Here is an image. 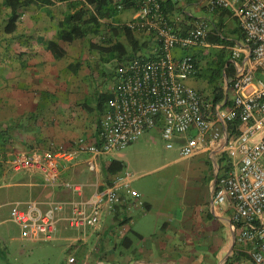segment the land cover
I'll return each instance as SVG.
<instances>
[{
	"label": "crops",
	"instance_id": "0c3cea01",
	"mask_svg": "<svg viewBox=\"0 0 264 264\" xmlns=\"http://www.w3.org/2000/svg\"><path fill=\"white\" fill-rule=\"evenodd\" d=\"M74 1L78 0H51V5L35 4L24 9L18 30L8 35L12 36L14 41L0 45L3 50L5 49L3 46L8 44V47H12L15 51L16 57L24 58L28 65L10 66L13 70L9 69L8 77L15 79L12 81V87L8 86L9 90L5 86L0 87L2 95L8 97H3L2 102L6 103L7 99H12L14 104L11 109L8 106L6 109L4 105L1 106L4 107L1 108L4 111L0 110V126L3 129L7 126L6 122L14 118L27 121L28 115L35 113V116H31L29 124L22 125L24 131H20V137L8 127L9 136L12 137L8 154L14 155L17 151L26 153V156L37 151L45 153L51 142L70 147L78 142L95 144L100 141L98 100L101 96L112 93L114 95L113 88L117 83L106 92L99 91L96 87L93 103L89 105L87 96L79 94L80 89H77V76L74 71L73 75L71 72L68 81L59 79L60 72L54 74L56 70L66 68L58 69V66L62 65L61 61L48 49L50 41H57L60 22L67 14V6ZM114 1L119 3L118 11L111 16V19L99 17L100 23L126 25L135 19L138 9L134 2L131 3V7L123 9V0ZM161 2L163 13L176 33L186 35L198 25L207 24L209 32L218 31L226 38L225 40L232 43V45L228 42L224 43L225 45H216L205 40L204 45L200 44L189 49L177 48L174 51L176 59L192 55L198 62L197 72L186 80L189 87L205 98L211 100V97H214V102L216 96L220 97L221 101L215 103H225L227 97L230 101V93L234 97L231 80L236 77L238 66L244 63L243 60L232 58V49L244 45L239 19L232 9L211 11L202 0H161ZM91 9L94 10L90 7ZM20 29L22 31H19ZM104 34L103 37H89L97 43L98 41L95 40L104 38ZM136 38L144 47L139 56L147 59H155L159 56L160 42L156 37L148 33H136ZM60 45L70 46H65L61 42ZM211 48L219 49L220 52L212 55ZM199 49H202L203 58L200 57ZM66 50L68 55L67 47ZM186 51L193 53L189 54ZM0 54L2 55L1 52ZM210 57L211 61H209ZM222 60L227 62L226 65L222 67L221 72L216 71L214 75L223 81L222 85L218 83L212 95L207 94L208 91L203 93L198 88H194L195 78H191L201 77L202 62L206 61V64L220 62L217 66L220 70ZM73 61L70 60L67 64L70 71ZM46 64L50 66L49 70L42 68ZM83 67L81 66L80 70ZM38 68L42 72L39 73ZM45 71L49 72L46 74ZM33 73L38 75L35 76ZM22 84L28 88L26 90L16 88ZM43 94L53 97L51 103L56 105L49 116L46 115V111L37 109ZM48 100L50 101V98ZM152 131L144 134L141 140H145L143 141L145 144L152 143L156 146L157 140L155 135L151 134ZM161 131L160 128L156 134L164 142L168 141L162 138ZM180 135L182 140L177 148L179 152L177 158H174L170 152L174 148L166 144L161 158L145 161L143 166L132 173V189L138 196L124 194L121 203L105 207L98 227H88L85 231L74 230L68 226L65 220L70 214L68 208L62 214L56 240L49 243L60 242L59 246L68 249V255L73 257L75 264H254L250 254L252 246L240 243L238 240L239 228L233 222V208L228 203L215 204L212 200L217 177L226 173L231 160L225 153H221L220 149L212 150L209 147V135L202 137V147L199 151L185 157L182 154L183 148L188 145L190 139L198 138V132L192 128L186 134ZM16 147L20 149L16 151ZM101 156L98 157L97 170L92 171L86 159L88 156L83 154L75 164L63 169L60 179L52 183L40 175L22 176V173L12 174L5 169L4 183L0 187L9 189L22 185L29 187L31 191L32 188H41L37 196L28 192H18L17 196L24 198L12 202L30 200L66 202L75 196L65 184L75 183L83 185V195L87 199L95 189H104L111 181V177L105 173L108 164L100 165ZM203 168L212 174L208 180L210 194L204 202L201 201L200 191L195 187ZM158 172L166 174L160 176L155 185L151 181ZM168 174H172V177L166 176ZM146 178L148 180L145 186L143 182L140 183L141 185L138 184L140 188L134 186L138 181L136 179L143 181ZM9 191L5 194V199L9 198ZM45 192L49 193L47 196H51L52 199L42 200ZM191 193L195 198L193 202L189 197L192 196ZM2 199L0 194V201ZM12 202L7 204L0 202V209L6 205L10 206ZM104 219L108 222L103 223ZM8 221L9 218L1 221L0 224ZM127 251L130 252L128 256ZM66 263L65 261L64 264Z\"/></svg>",
	"mask_w": 264,
	"mask_h": 264
},
{
	"label": "built area",
	"instance_id": "2783aa9c",
	"mask_svg": "<svg viewBox=\"0 0 264 264\" xmlns=\"http://www.w3.org/2000/svg\"><path fill=\"white\" fill-rule=\"evenodd\" d=\"M137 2L136 17L128 27L137 33L154 32L161 55L156 59H133L118 70L114 98L99 120L101 146L78 142L66 147L51 142L38 157L15 153L10 170L40 175L52 183L83 154L88 156L93 171L97 170L100 155L125 149L158 127L164 140L195 128L198 138L189 140L183 156L199 151L202 137L207 135L209 147L228 156L231 163L226 173L217 177L212 200L215 204H230L233 222L239 228V242L252 246L254 264H264V0H202L211 11L232 9L244 32V45L232 49V58L244 61L231 80L234 97L220 104L186 84L197 71L193 57L174 56L177 48L204 44L209 26L198 25L180 35L163 14L161 0ZM237 121L238 131L230 135L228 127ZM132 181L133 174L125 171L106 188L95 189L87 199L82 184L66 183L75 196L72 200L15 201L10 204L9 220L37 233L39 241L49 243L56 240L59 222L68 208L70 214L65 220L70 228L85 231L98 227L106 206L121 203L124 194L138 196ZM67 264H75V260Z\"/></svg>",
	"mask_w": 264,
	"mask_h": 264
},
{
	"label": "rangeland",
	"instance_id": "374dc122",
	"mask_svg": "<svg viewBox=\"0 0 264 264\" xmlns=\"http://www.w3.org/2000/svg\"><path fill=\"white\" fill-rule=\"evenodd\" d=\"M4 3V0H0V4ZM2 9V10H1ZM6 12L5 7L1 8L0 5V14L3 16ZM5 17V15H4ZM121 20V19H119ZM0 18V28L7 24V22H4ZM19 31H22L20 29ZM3 38L6 43H9L12 36H0V40ZM93 38L88 37L84 42L85 46H83V42H75L74 44L67 46L69 54L66 58L60 60L61 64H65V66H58V69L60 67H65L66 69H60V71H55L54 74L57 75L58 72H60L58 75L60 76V80L68 81L69 76H71L73 73V69L70 71L67 64L71 60L73 62H78L81 64V66H84L83 69L81 68L80 73L77 76V89H80L79 94L82 96H87V102L89 105H92L93 103V94L95 92V88L99 89V91H110L113 86L116 85L118 82V76H117V65L118 63L116 60L110 61L109 63H106L105 66H98V59L100 57L99 53L95 50L89 49V43ZM95 41H99V39H96ZM4 43H2L3 45ZM10 44V43H9ZM2 47V46H1ZM0 47V87H6L8 90V86L12 87V81L15 79H11L8 77L9 69L13 70L12 67L16 64L17 66H28L26 64V61H24V58H17L15 55V51H13L12 47H8V44L3 46L5 49L2 50ZM202 49H199L198 52L200 53V57L203 58L204 55L201 54ZM212 55L217 54L220 52L219 49L211 48L210 49ZM189 54L193 53L192 51H186ZM81 57V58H80ZM226 58H228V54H226ZM27 60V58H25ZM212 58H209V61H211ZM217 63H209L206 64L205 62H202V69L201 70V77H192L191 79L194 80V88H198L200 91L207 92L210 95H212L213 91L217 87V84L223 83V81L220 79H217L214 75L216 70L218 69ZM42 68H45L46 70L50 69V66L46 64ZM75 68V66H74ZM95 70V71H94ZM39 73L42 72L39 70ZM35 72V71H34ZM49 71H45L47 74ZM102 73H107L102 74ZM35 76L38 75V73H33ZM261 76V74H259ZM196 82V83H195ZM101 85V86H99ZM99 86V87H98ZM20 90H26L28 86L25 84L18 85L16 87ZM3 97L8 98L6 96L2 95V92L0 91V110L2 105L5 106V109L13 108L14 104L12 103V99H7V104L3 101ZM50 98V101L48 100ZM214 97H211L213 99ZM233 98L232 93H230V99ZM40 104L37 105V109H42L46 111V115L49 116L52 111L55 109L56 105H54L52 102L53 97H48V95L43 94L41 96ZM2 112L4 111L1 110ZM31 117L27 121H24V119L17 120V118H14L12 121H7L6 127H11V130L15 131V135L21 136L20 128L21 124L24 125V123H30ZM5 128V127H3ZM161 127H158L154 129L151 134L155 135L157 144L154 146L152 143L145 144V140L138 141L125 149H122L120 151H111L107 154H104L101 156L99 162L100 165L105 166L106 164H109L113 160H120L123 161L126 164V168L128 172L134 173L137 171V168H140L143 166V163L149 159H158L162 157V153L164 148H166V144H168L170 147H173L174 149H171L170 152L173 154L172 156L174 158L178 157V150L179 147L181 135L174 136L171 140L163 141L156 133L158 130H160ZM10 131V130H9ZM11 132V131H10ZM12 133V132H11ZM18 147V146H17ZM16 147V151L17 148ZM155 149V150H153ZM14 152V151H13ZM18 152V151H17ZM31 156L38 157L43 155V151H37L32 154ZM87 168V167H86ZM89 172V171H88ZM92 173V172H91ZM166 173L158 172L154 174L155 177H153V180L151 181L156 185V180L160 176H164ZM18 176V175H17ZM24 176V174H22ZM168 177H172V174L166 175ZM16 177V176H15ZM167 177V178H168ZM212 177V174L209 173V171L206 168H203L200 172V180L198 181V184L195 185L196 189L199 190V195L201 198V201L204 202L206 198L209 196V188H208V180ZM138 180L137 183L134 184V186H138L141 182H143V186H145L148 178L141 181V179ZM169 180V178H168ZM26 181V180H25ZM6 183V182H5ZM141 185V184H140ZM140 185L138 188H140ZM1 188V187H0ZM23 190V188H19ZM10 190L8 188H2L0 189V194L3 197V199L0 201L4 204H7L9 202L14 201V198H6L5 194L7 191ZM3 192V195H2ZM22 192H25L24 190ZM194 192V191H193ZM49 193L45 192V196L42 200L45 199H52L51 196H47ZM191 201H195V198H193V193H191ZM40 200V199H35ZM185 200V199H184ZM186 201V200H185ZM187 202V201H186ZM10 212V206L6 205L3 206L0 209V222L3 220H7ZM9 216V217H8ZM108 221H103V223H107ZM60 242H53V243H42L39 241V235L35 233L32 230L29 229H22L15 224L11 223L10 221L5 222L4 224H0V264H64L65 261L69 263L73 257H69L68 255V249L66 247H60ZM130 255V252L127 251V256ZM66 263V264H67Z\"/></svg>",
	"mask_w": 264,
	"mask_h": 264
},
{
	"label": "trees",
	"instance_id": "16d2710c",
	"mask_svg": "<svg viewBox=\"0 0 264 264\" xmlns=\"http://www.w3.org/2000/svg\"><path fill=\"white\" fill-rule=\"evenodd\" d=\"M133 2L137 5V9H138L137 0H123L122 2L123 9L127 7H131L132 5L131 3ZM35 4L48 6V5H51V0H4V3H1L0 5H1V8H3L4 6L6 9V12L4 14L5 17L4 15L1 16L0 14V18L3 20L2 24H4V22H7V24L5 23V25L0 28V36H4V35L8 36V35L13 34L15 31H17L20 25V19H21L23 10ZM67 7H68L67 14L65 15L64 19L60 22V25L58 28L57 41H50L48 43V49L53 53L56 59L62 60L67 57V50H66L67 46L66 45H71L77 41L80 43L83 42L82 45L84 46L85 44L84 41L89 36H96V37L102 36L103 37V34H104L103 32H105L104 38L99 39L97 43H95L92 39L89 43L90 51L95 50L100 55L98 66H105L106 63L116 60V62L118 63L117 69H120L121 67H123V65L127 64L133 59L144 58V57L139 56V53H141L144 50V47H142V45L136 38L137 32L129 28L128 24L126 25H112V24L105 25V24L100 23L99 21V17L111 19V16L114 15L118 11V8H119L118 2H115L114 0H78V1L71 2ZM90 7H92L94 10L92 9L90 10ZM72 11L74 12L72 13ZM216 11H226V10L219 9ZM141 33H145V32H141ZM241 34L243 37L244 32L242 31ZM150 35L157 38L154 32H151ZM225 39L226 38L224 36H221L218 31L216 32L213 31V32H209L206 38V41L210 43H214V44L216 43V45H225L224 43L228 42ZM12 41H14L13 38H11L10 42L12 43ZM17 41H19V39H17ZM206 41L204 44H206ZM2 42L6 43V41L3 38H1L0 40V45L2 44ZM60 42L64 43L66 47H62L60 45ZM228 43L229 45H232L231 42H228ZM160 55H161V50L159 52V56ZM192 57L195 60L196 68L198 69V62L194 58V56ZM215 63H217V61ZM219 63H217L218 66H219ZM226 63H227L226 61L222 60V65L220 64L221 66L220 70L217 69L216 71L221 72L222 67H224ZM70 66H71L70 68L73 69V71L75 72V75L78 76V74L80 73L81 64L78 62H72ZM102 74L106 75L107 73H102ZM113 98H114L113 93L108 96H101L99 98L98 118L101 119L103 114L107 111L108 103ZM220 101H221L220 97L216 96L215 102H220ZM34 114L35 113L28 115V117H31V116L33 117ZM239 125L240 123L238 121L235 122L234 125H230V127H228L229 134L230 135L236 134L238 131ZM98 126L100 130V122H98ZM23 128L24 127L21 124L20 131L23 132L24 131ZM11 138L12 137L9 136L8 127H5L2 129V126H0V186L4 183L3 173L5 169H8V171L12 174L14 173L13 171L10 170V163H9L10 160L13 159V155L8 154L9 146H10V143L12 142ZM98 145L101 146V142H98ZM29 156L32 157L31 155ZM125 169H126V165L123 161L113 160L106 167L105 173L109 177H111V181H112V179L115 176L124 173ZM24 175H28V174H24ZM111 181L109 182V184L111 183ZM19 188H23V190L26 193L28 192L33 196H37L41 191V188H38V187L32 188V191H31V189L27 186H22V185L13 186L9 188L10 189L9 198H14V199L24 198V196H17L18 192L24 193L22 192L23 190Z\"/></svg>",
	"mask_w": 264,
	"mask_h": 264
},
{
	"label": "clouds",
	"instance_id": "9594fccd",
	"mask_svg": "<svg viewBox=\"0 0 264 264\" xmlns=\"http://www.w3.org/2000/svg\"><path fill=\"white\" fill-rule=\"evenodd\" d=\"M17 153V152H16Z\"/></svg>",
	"mask_w": 264,
	"mask_h": 264
}]
</instances>
